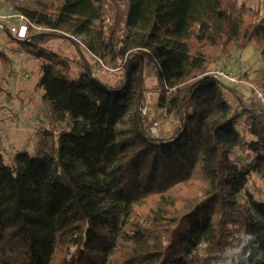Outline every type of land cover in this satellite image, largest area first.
<instances>
[{"label":"trees","instance_id":"trees-1","mask_svg":"<svg viewBox=\"0 0 264 264\" xmlns=\"http://www.w3.org/2000/svg\"><path fill=\"white\" fill-rule=\"evenodd\" d=\"M5 1L55 30L32 34L29 53L83 36L122 76L105 84L85 62L73 81L56 55L41 65L43 99L69 130L41 158L0 156V264H264V202L247 190L264 179V111L210 74L250 45L264 63V16L239 0ZM144 57L176 121L167 138L142 116ZM250 83L264 89V72Z\"/></svg>","mask_w":264,"mask_h":264},{"label":"rangeland","instance_id":"rangeland-1","mask_svg":"<svg viewBox=\"0 0 264 264\" xmlns=\"http://www.w3.org/2000/svg\"><path fill=\"white\" fill-rule=\"evenodd\" d=\"M13 1L14 4H20L25 0ZM238 3L245 9L258 10L259 16H264V0H239ZM12 6L11 2L0 0L2 13H7L8 8ZM64 36L70 37V34ZM80 40L84 43L85 38L81 36ZM27 48L23 42L14 41L0 31V54L8 59L7 64L0 59V156L9 166H19L17 159L19 155L30 159L41 158L48 139L52 138L57 142L58 135L69 130L67 122L55 118L51 106L43 99V91L38 87L41 77L40 67L48 62L51 55H56L67 62L68 79L73 81L86 70L85 62L90 65V69L97 70L94 77L105 84L114 86L122 76L120 71L101 68L86 47L79 45L78 49L72 42L61 37L52 38L33 49L42 53V56L29 53ZM216 67H227L247 83L258 80L264 72L261 55L253 45L242 51L232 50L230 58H222ZM143 75L145 109L151 113V119L146 121L149 125L154 121L157 122L158 134L160 131L165 135H171L175 120L167 117L166 112V116L164 115L165 109L157 108L164 82L160 69L149 57H144ZM234 87L242 92L246 103L253 101L252 92L247 85ZM132 115L133 110L124 119L123 126L131 125ZM239 131L247 141L250 140L241 125ZM247 190L257 201L264 202L263 178L255 174L251 175Z\"/></svg>","mask_w":264,"mask_h":264},{"label":"built area","instance_id":"built-area-1","mask_svg":"<svg viewBox=\"0 0 264 264\" xmlns=\"http://www.w3.org/2000/svg\"><path fill=\"white\" fill-rule=\"evenodd\" d=\"M0 31L2 33H5L14 41L26 42V43L29 42L32 34L55 32V30L49 29L44 26H37L31 23L24 15L15 12L11 7L8 8L7 13H2L0 11ZM73 40H75V42L78 43V45L85 47V44L83 43L82 40H80V37H76V38L74 37ZM94 60L101 68L106 69L100 59L94 58ZM90 74L92 77L96 75L95 73H90ZM210 74L215 79L229 86L234 87L237 85H247L252 92L254 102L257 103L258 106L264 111V89L261 86L244 82L243 80L237 77L236 72L228 69L227 67L216 68ZM163 113L166 116L165 111ZM142 116L146 120L151 119V113H149L147 109H144L142 111ZM149 129L152 136L157 138L158 137L157 122L155 121L152 122Z\"/></svg>","mask_w":264,"mask_h":264},{"label":"crops","instance_id":"crops-1","mask_svg":"<svg viewBox=\"0 0 264 264\" xmlns=\"http://www.w3.org/2000/svg\"><path fill=\"white\" fill-rule=\"evenodd\" d=\"M96 71H97V70L90 69V73H95ZM230 88H231V90H232L233 93H235L237 96H239L240 98L243 99V97H242V92L237 91L236 88L233 87V86H230ZM243 94H244V93H243ZM243 100H244V99H243ZM173 124L176 125V121H174ZM158 135L161 136V137H164V138H167V137L170 136V134H169V135H165V134L162 133V132L160 133V131H159V134H158Z\"/></svg>","mask_w":264,"mask_h":264}]
</instances>
